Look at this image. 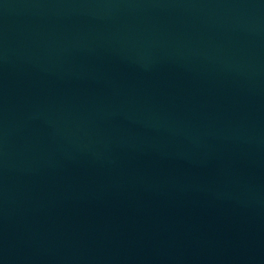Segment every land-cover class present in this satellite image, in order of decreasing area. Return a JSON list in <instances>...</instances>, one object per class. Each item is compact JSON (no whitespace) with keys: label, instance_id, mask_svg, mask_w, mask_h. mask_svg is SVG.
<instances>
[{"label":"water","instance_id":"95a60500","mask_svg":"<svg viewBox=\"0 0 264 264\" xmlns=\"http://www.w3.org/2000/svg\"><path fill=\"white\" fill-rule=\"evenodd\" d=\"M0 264H264V0H0Z\"/></svg>","mask_w":264,"mask_h":264}]
</instances>
